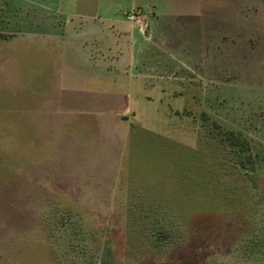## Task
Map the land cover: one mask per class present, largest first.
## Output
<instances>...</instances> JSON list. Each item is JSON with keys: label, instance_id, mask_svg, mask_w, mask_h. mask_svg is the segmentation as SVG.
<instances>
[{"label": "rangeland", "instance_id": "1", "mask_svg": "<svg viewBox=\"0 0 264 264\" xmlns=\"http://www.w3.org/2000/svg\"><path fill=\"white\" fill-rule=\"evenodd\" d=\"M0 264H264V0H0Z\"/></svg>", "mask_w": 264, "mask_h": 264}, {"label": "crops", "instance_id": "2", "mask_svg": "<svg viewBox=\"0 0 264 264\" xmlns=\"http://www.w3.org/2000/svg\"><path fill=\"white\" fill-rule=\"evenodd\" d=\"M75 14V15H79L78 11H70L69 13ZM84 16V15H83ZM87 17H90L92 20L94 19H101L104 20L105 22H97L99 24V27L101 28H97V33H95V38H84L82 32H79L78 34L76 33L75 28L72 26V24H68L65 26L64 29V33L62 36V43H63V51L62 54L59 56L60 59L56 60L54 62L59 63L60 61H64V60H69L72 63L77 62L80 63L82 66L84 65V68L90 69L87 70L85 72V74L83 75V78L85 81H82L79 85L81 91L84 89V87L87 85V83H89L90 79L94 77V79H97L99 77V75H103L105 73H108L109 76L111 77L112 80H116L117 78H120L122 76V74H118V71L113 70V69H109V67H105L103 66V62L105 63V58L98 56L97 54H94L91 52V50L93 48H95V44L96 42H98V40H100V38H111L112 34H111V29H110V23L113 22L115 15L112 18H107L105 17L106 15L104 13H102L100 8H96L94 11L93 15H86ZM159 15L154 14V18L152 19V24H153V28L154 31L152 33H150L148 35V38L151 39L153 42L159 43V41L161 40L160 38L158 39L157 37V33L154 35V32H156L155 29V23L159 21ZM97 25V24H96ZM112 63H121V60H116L114 57L109 56ZM108 58V60H109ZM102 77V76H101ZM60 85H64V84H60ZM142 89V87L140 88V90ZM70 94L73 95V91L70 90ZM131 91L133 97H134V101H138V98L136 97L137 92L136 89L129 87V92ZM102 97H100V99L102 101H104L103 99V95H101ZM112 97V96H111ZM99 98L98 95H96L94 101H97ZM116 101L120 100V97H115ZM129 99V98H128ZM73 99H71L69 102H72ZM86 100L88 101V98H81L79 101L82 102H86ZM77 100H75L74 102H76ZM93 101V102H94ZM120 102V101H119ZM128 102V100H127ZM133 102V103H135Z\"/></svg>", "mask_w": 264, "mask_h": 264}, {"label": "trees", "instance_id": "3", "mask_svg": "<svg viewBox=\"0 0 264 264\" xmlns=\"http://www.w3.org/2000/svg\"><path fill=\"white\" fill-rule=\"evenodd\" d=\"M222 137L224 143L241 158L242 166L252 162V157L249 153L250 144L246 136L234 130H224Z\"/></svg>", "mask_w": 264, "mask_h": 264}, {"label": "built area", "instance_id": "4", "mask_svg": "<svg viewBox=\"0 0 264 264\" xmlns=\"http://www.w3.org/2000/svg\"><path fill=\"white\" fill-rule=\"evenodd\" d=\"M136 15L137 13L134 12V10L130 12H123V16L127 22H133L135 19H137L138 17Z\"/></svg>", "mask_w": 264, "mask_h": 264}]
</instances>
